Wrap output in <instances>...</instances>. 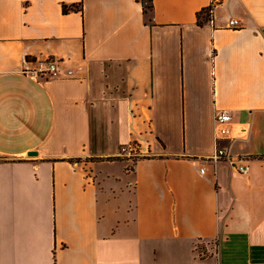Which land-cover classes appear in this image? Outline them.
<instances>
[{
    "label": "crops",
    "instance_id": "obj_1",
    "mask_svg": "<svg viewBox=\"0 0 264 264\" xmlns=\"http://www.w3.org/2000/svg\"><path fill=\"white\" fill-rule=\"evenodd\" d=\"M0 264H264V0H0Z\"/></svg>",
    "mask_w": 264,
    "mask_h": 264
},
{
    "label": "built area",
    "instance_id": "obj_2",
    "mask_svg": "<svg viewBox=\"0 0 264 264\" xmlns=\"http://www.w3.org/2000/svg\"><path fill=\"white\" fill-rule=\"evenodd\" d=\"M211 12H212V7L211 5L206 8V13L208 14V19H211ZM229 25L230 26H238L239 21L236 18H231L229 20ZM45 73L48 75L54 76L57 75L58 73V66H57V61L54 59H47L45 62V67L43 70ZM35 71L31 72L32 74ZM68 74L71 73V70L67 71ZM37 75V74H36ZM230 121H231V114L230 111L221 109L217 110L215 113V124H216V129H217V139H223V138H229L230 133H231V126H230ZM212 162H218V161H228L229 163H233L231 160L227 150L222 147L218 146L215 148V151L209 156L208 158ZM236 168L242 172L246 173L248 171V164L244 161L239 162V164H236ZM202 170V169H201Z\"/></svg>",
    "mask_w": 264,
    "mask_h": 264
},
{
    "label": "trees",
    "instance_id": "obj_3",
    "mask_svg": "<svg viewBox=\"0 0 264 264\" xmlns=\"http://www.w3.org/2000/svg\"><path fill=\"white\" fill-rule=\"evenodd\" d=\"M141 2H142V5H143V10L146 12V11H148L150 8H151V0H141ZM72 8H74V9H81V6L80 5H78L77 7H76V5H67V4H65V3H63L62 4V11L63 12H66V11H68L69 9H72ZM208 19V14L207 13H203V14H198V17H197V23H201L202 22V20L203 21H206Z\"/></svg>",
    "mask_w": 264,
    "mask_h": 264
},
{
    "label": "water",
    "instance_id": "obj_4",
    "mask_svg": "<svg viewBox=\"0 0 264 264\" xmlns=\"http://www.w3.org/2000/svg\"><path fill=\"white\" fill-rule=\"evenodd\" d=\"M28 155H35L36 154V151L35 150H30L27 152Z\"/></svg>",
    "mask_w": 264,
    "mask_h": 264
}]
</instances>
